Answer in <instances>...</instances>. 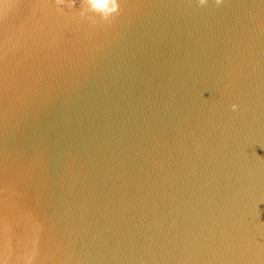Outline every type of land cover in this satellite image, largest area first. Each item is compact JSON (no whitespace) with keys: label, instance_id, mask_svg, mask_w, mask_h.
Instances as JSON below:
<instances>
[{"label":"water","instance_id":"water-1","mask_svg":"<svg viewBox=\"0 0 264 264\" xmlns=\"http://www.w3.org/2000/svg\"><path fill=\"white\" fill-rule=\"evenodd\" d=\"M0 264H264V0H0Z\"/></svg>","mask_w":264,"mask_h":264},{"label":"clouds","instance_id":"clouds-1","mask_svg":"<svg viewBox=\"0 0 264 264\" xmlns=\"http://www.w3.org/2000/svg\"><path fill=\"white\" fill-rule=\"evenodd\" d=\"M206 2H207V0H199V3H201V4H204V3H206ZM219 2H220V0H217V3H219ZM93 6H95V5H93ZM116 8H117V5H116L115 3H113V5H112V10L115 11ZM237 107H238V106L235 105V104L232 105L233 110H236Z\"/></svg>","mask_w":264,"mask_h":264}]
</instances>
